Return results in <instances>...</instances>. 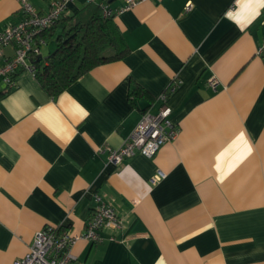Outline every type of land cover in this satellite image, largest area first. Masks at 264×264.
<instances>
[{"label":"crops","instance_id":"0c3cea01","mask_svg":"<svg viewBox=\"0 0 264 264\" xmlns=\"http://www.w3.org/2000/svg\"><path fill=\"white\" fill-rule=\"evenodd\" d=\"M29 2L47 11L51 0ZM96 3L115 15L122 58L57 96L28 70L10 89L0 77V264L24 257L44 227L85 231L95 194L123 224L73 246L86 264H264V0ZM88 6L73 0L64 16L86 19ZM23 15L20 0H0V32ZM164 103L176 138L110 163L108 149Z\"/></svg>","mask_w":264,"mask_h":264},{"label":"built area","instance_id":"2783aa9c","mask_svg":"<svg viewBox=\"0 0 264 264\" xmlns=\"http://www.w3.org/2000/svg\"><path fill=\"white\" fill-rule=\"evenodd\" d=\"M20 1L23 18L0 32V77L7 89L17 84L19 71L28 70L35 75L37 68L33 60L41 55V47L47 42L44 32L65 14L73 0H51L47 11L38 10L29 0ZM138 1L126 0V5L121 10L131 8ZM191 6L189 3L187 9ZM102 8L105 16L113 13L104 3ZM8 46L14 48V55L6 57L3 51ZM262 52L264 40L258 47V53ZM210 84L215 88L218 80L212 78ZM161 97L163 101L166 100L167 93H163ZM171 112V107L166 103L156 114L144 112L124 144L119 148L108 149V161L119 164L138 152L148 157L154 156L162 145L176 138L178 134V129L171 120ZM165 177V172L159 170L151 180L156 183ZM94 199L95 204L85 231L71 232L54 226L44 227L35 233L27 254L15 260L13 264H86L72 251L73 246L79 240L100 243L104 240V229H119L123 224L115 208L101 195L95 194Z\"/></svg>","mask_w":264,"mask_h":264},{"label":"trees","instance_id":"16d2710c","mask_svg":"<svg viewBox=\"0 0 264 264\" xmlns=\"http://www.w3.org/2000/svg\"><path fill=\"white\" fill-rule=\"evenodd\" d=\"M83 11L89 14L86 19L80 15H63L44 32L47 38L60 27L57 47L47 56L46 62L42 64L39 56L33 60L37 68L35 77L50 95L57 96L95 66L120 59L127 52L113 13L105 16L102 3L95 2L89 3ZM134 93L132 90L131 95Z\"/></svg>","mask_w":264,"mask_h":264},{"label":"rangeland","instance_id":"374dc122","mask_svg":"<svg viewBox=\"0 0 264 264\" xmlns=\"http://www.w3.org/2000/svg\"><path fill=\"white\" fill-rule=\"evenodd\" d=\"M55 48H56V40L55 37H53L52 39H50L49 44L45 45L43 49L44 56H47L48 52L53 51Z\"/></svg>","mask_w":264,"mask_h":264},{"label":"water","instance_id":"95a60500","mask_svg":"<svg viewBox=\"0 0 264 264\" xmlns=\"http://www.w3.org/2000/svg\"><path fill=\"white\" fill-rule=\"evenodd\" d=\"M42 59H43V56H39V60L42 61Z\"/></svg>","mask_w":264,"mask_h":264}]
</instances>
